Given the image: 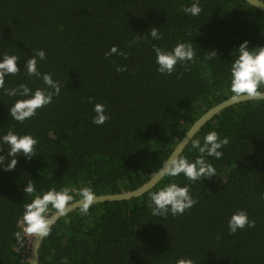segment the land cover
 Masks as SVG:
<instances>
[{"label":"trees","instance_id":"trees-1","mask_svg":"<svg viewBox=\"0 0 264 264\" xmlns=\"http://www.w3.org/2000/svg\"><path fill=\"white\" fill-rule=\"evenodd\" d=\"M192 2L0 0V57L16 55L21 69L5 76L4 88L44 89L43 74L60 85L23 122L9 115L18 97L0 89V135L13 130L37 141L31 159L19 156L14 169L0 168V264H30L16 237L24 204L33 199L22 190L27 182L37 194L65 186H90L95 195L138 188L203 113L231 97L235 48L244 40L264 45V12L246 0H199L201 12L191 16L183 8ZM153 26L160 40L148 36ZM179 42L191 43L197 55L160 73L153 46L170 50ZM113 46L117 53L106 55ZM38 49L46 53L37 60L41 75L29 76L23 66ZM96 103L109 114L102 125L92 122ZM213 130L227 139L220 159L205 157L216 176L163 177L141 196L94 203L86 215L77 208L44 237L40 264H175L181 257L264 264V99L221 110L192 140L203 143ZM192 140L180 155L189 160L200 155ZM169 182L190 184L196 203L183 214L155 216L150 193ZM241 209L254 226L229 233L228 218Z\"/></svg>","mask_w":264,"mask_h":264},{"label":"clouds","instance_id":"clouds-1","mask_svg":"<svg viewBox=\"0 0 264 264\" xmlns=\"http://www.w3.org/2000/svg\"><path fill=\"white\" fill-rule=\"evenodd\" d=\"M183 11L191 16L199 15L201 12L199 0H193L190 5L183 8ZM148 36L153 40H160L162 35L159 32V27H150ZM235 50V58L231 59L229 69L231 99L239 100L246 97L259 101L264 98V45L249 47V41L244 40ZM153 51L158 65L157 70L162 74H171L178 63L184 64L187 61H192L194 56L197 55L192 44L188 42H179L170 50L153 46ZM209 52L212 56H217L215 50ZM113 53H117L115 46L111 47L106 55ZM45 55L43 49H38L27 59L23 67L29 76L41 75L37 69V60H43ZM18 60L19 58L16 55L6 54L0 57V89H4L9 96L18 97L9 106V115L12 119L23 122L35 115L37 109L49 104L53 95L59 94L60 85L52 79L50 74H43L42 80L46 86L44 89L37 88L33 90L24 83L5 89V76L15 74L21 70L17 65ZM48 89H52V91ZM93 111L95 112L92 118L94 124L102 125L109 119L104 104L96 103ZM36 143V139L27 133L19 134L9 130L0 135V145L7 146L6 148H0V152L6 151V155L0 154V168L4 170L14 169L19 156L31 159L36 155ZM226 143V138L220 139L216 131H210L204 136L203 143L199 139L192 140L191 147L200 154L194 160L172 155L167 161L163 162L158 174L161 177H177L183 174L190 182L216 176L215 167L205 157L220 159L222 152L219 149ZM22 190L24 193L33 196V199L24 204L23 227L21 232L16 233L18 241H22L26 236L40 239L47 237L56 219L66 216L69 212L70 202L74 199V191L79 197L78 203L81 214L86 215L96 200L95 192L90 186L81 187L78 190L67 186L59 190L50 188L37 194L35 185L29 181ZM150 200L153 205V215L162 217L167 216L169 213L172 215L183 214L186 209L196 203L190 192V184L180 186L176 182H169L158 190L151 192ZM50 207L55 211L50 213ZM246 225L253 227L254 222L249 219L247 212L243 209L234 212L227 221L229 233H235ZM175 264H193V261L190 257H181L176 260Z\"/></svg>","mask_w":264,"mask_h":264},{"label":"water","instance_id":"water-1","mask_svg":"<svg viewBox=\"0 0 264 264\" xmlns=\"http://www.w3.org/2000/svg\"><path fill=\"white\" fill-rule=\"evenodd\" d=\"M251 5L255 6L259 10L264 12V0H246ZM264 99V98H261ZM245 100H251L249 98H241L239 100H233L230 98L223 100L222 102L214 105L210 109H208L205 113H203L194 123L191 125L189 130L186 132L185 136L179 141V143L176 145L174 150L172 151L171 155L168 157V159L172 155L180 156L184 149L187 147V145L190 143V141L194 138V136L197 134L198 131H200L201 127L204 126L210 119H212L216 114H218L221 110L228 108L232 106L233 104L245 101ZM167 159V160H168ZM166 160V161H167ZM162 167V166H161ZM160 167V168H161ZM159 170L144 184L139 186L138 188H135L133 190H127L123 192L118 193H108V194H99L96 195V200L94 203H100V202H107V201H119V200H128L132 199L138 196L143 195L147 191L151 190L163 177H161L158 174ZM79 200V199H78ZM78 200H75L70 203L69 212L79 208ZM68 212V213H69ZM61 217H58L56 219L59 220ZM55 221V222H56ZM44 238H34L32 246H31V252H30V264H40L39 262V249L42 244Z\"/></svg>","mask_w":264,"mask_h":264},{"label":"built area","instance_id":"built-area-1","mask_svg":"<svg viewBox=\"0 0 264 264\" xmlns=\"http://www.w3.org/2000/svg\"><path fill=\"white\" fill-rule=\"evenodd\" d=\"M34 238L35 237H32V236H26L17 245V252L24 260H27V261L30 260L31 246H32Z\"/></svg>","mask_w":264,"mask_h":264}]
</instances>
